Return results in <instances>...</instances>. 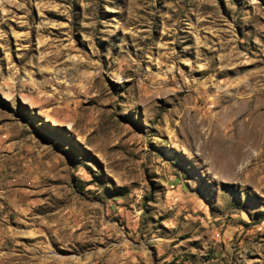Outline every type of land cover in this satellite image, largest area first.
Returning <instances> with one entry per match:
<instances>
[{
	"label": "rangeland",
	"instance_id": "1",
	"mask_svg": "<svg viewBox=\"0 0 264 264\" xmlns=\"http://www.w3.org/2000/svg\"><path fill=\"white\" fill-rule=\"evenodd\" d=\"M0 264H264V0H0Z\"/></svg>",
	"mask_w": 264,
	"mask_h": 264
}]
</instances>
